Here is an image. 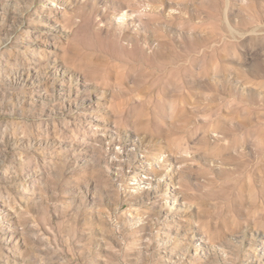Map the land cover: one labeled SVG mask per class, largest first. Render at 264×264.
Returning <instances> with one entry per match:
<instances>
[{
    "label": "rangeland",
    "instance_id": "obj_1",
    "mask_svg": "<svg viewBox=\"0 0 264 264\" xmlns=\"http://www.w3.org/2000/svg\"><path fill=\"white\" fill-rule=\"evenodd\" d=\"M0 264H264V0H0Z\"/></svg>",
    "mask_w": 264,
    "mask_h": 264
}]
</instances>
